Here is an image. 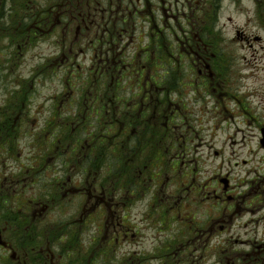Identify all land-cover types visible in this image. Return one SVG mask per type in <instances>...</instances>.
Segmentation results:
<instances>
[{"label": "flooded vegetation", "instance_id": "1", "mask_svg": "<svg viewBox=\"0 0 264 264\" xmlns=\"http://www.w3.org/2000/svg\"><path fill=\"white\" fill-rule=\"evenodd\" d=\"M123 1L24 0L25 9L20 10L17 0H0V264H57L58 245L45 243V236L49 220L61 218L57 200L67 199L60 196L65 169L82 165V176L89 175L85 165L95 148L109 158L107 192L101 196L98 189L92 193L87 187L82 207L86 197L93 199L101 207L92 208L87 221L100 214L104 222H112L102 225L97 238L103 246L99 250L91 246L85 264H264V239L260 241L254 229L255 210L236 200L249 196L252 188L233 193L229 178L214 175V181L201 182L195 168L182 165L191 148L187 137L195 131L197 108L172 98L167 105L150 99L123 105L124 121L115 122L106 105L103 136L90 140L93 133L87 130L81 138L75 136L85 98L77 95L73 83L83 71L94 77L116 18L123 33L135 0ZM195 7L200 12V34H188L183 56L194 65L198 62L202 84L218 104H233L202 108V121L213 122L207 130L220 129L224 122H263L252 110L245 80L264 73V0H197ZM50 21L54 32L74 33L70 46L59 42L46 54L45 45L40 51L36 46L44 40ZM257 53H262L259 62L255 57L254 64L249 63L247 54ZM16 61L23 76L6 80L5 73ZM107 64L105 60L103 65ZM248 69L253 74L245 75ZM119 108L115 106L113 117ZM259 130V147L264 150V124ZM237 132L244 130L238 127ZM243 138L239 141L246 142ZM64 183L73 198L84 186L91 187L89 178L73 186L68 180ZM257 200L264 201V189L263 200ZM135 205L144 209L146 225L160 233L150 238V249L125 251L117 262L113 250L122 242L141 247L146 243L145 235L129 223ZM245 209L251 213L247 219ZM81 253L79 247L74 255L70 249L65 264H78Z\"/></svg>", "mask_w": 264, "mask_h": 264}, {"label": "rangeland", "instance_id": "2", "mask_svg": "<svg viewBox=\"0 0 264 264\" xmlns=\"http://www.w3.org/2000/svg\"><path fill=\"white\" fill-rule=\"evenodd\" d=\"M17 1V7L24 10V0ZM196 1L191 0L189 3L187 0H135V5L131 8V14L128 16L129 19L123 33L120 27V19L116 18L111 23L109 33L102 46L94 77L87 71H83L81 72L82 78L73 83V86L79 89L77 95L85 98L83 115L75 136L81 138L83 131L87 130L89 134L93 133V138L90 140L97 141L100 139L104 134L106 105L109 108L107 115L113 118L115 122L116 120L124 121V118L120 116L123 105H134L141 101L147 103L150 99L155 104L167 105L172 98L179 105H190L192 108H197L198 113L195 119L198 121L195 123V131L187 137L189 140L191 139V148L189 147L187 152L188 145L184 144L182 152L184 153L186 150L187 154L182 158V165L184 166L185 163V168H195L201 182L214 181L215 176H219V179L229 178L235 187L233 193L240 192L239 190L245 187L252 188L249 196L236 200L240 206L255 210L256 216L254 218L258 222L254 229L255 231L258 229L261 241L264 239V201L257 199L263 200L264 150L259 147L261 136L259 129L264 121L261 123L252 121V124L246 125L243 118L240 117L244 125L239 121H231L229 124L224 122L223 125H220V129L207 130L208 126L212 127L213 122L209 124L203 122V116L199 111L204 107L212 110L213 105L233 104L225 102L218 104L215 95L202 84L198 74V62L194 65L190 59L183 56L188 34L192 37H198L200 34L202 23L200 22L199 8L195 7ZM123 2L121 0V3ZM125 16L123 14L120 18ZM191 23L194 25L191 26ZM51 25L52 22L50 21L46 36L41 43L37 44L36 51H40L45 45L47 47L46 54H49L53 46L59 42L70 46L74 31L63 29V31L54 32ZM261 56L262 53H257L254 57L247 54L249 63L253 64L255 57L258 58L259 62ZM105 60H108L107 65H103ZM21 66L16 61L5 73V79L12 80L22 77ZM175 67L176 69H174ZM247 71L245 75L253 74L251 69ZM245 81L250 87L247 91L250 98L252 97V110L254 109L255 114L264 120V73L262 71L257 72L255 78H249ZM107 83L102 105H98V96L103 93V86ZM162 98L168 99L164 102ZM115 106H120L117 117L112 115ZM97 116H99L98 120L95 118ZM40 121L49 127L43 119ZM192 126L194 127V122ZM238 127L242 128L244 132H237ZM243 135L245 137L243 140L246 142L239 141ZM187 138L185 137L186 141ZM237 142L241 143L237 145ZM94 145L98 146V144ZM97 149L95 148V152L89 155L85 165V168L90 170L89 175L82 176V165L77 168L67 165L65 169L60 196L67 199L57 200L56 205L60 206L58 213L61 218L49 220L45 236V243L58 245L57 264H65L70 249L74 255L76 247L82 250L80 255L82 258L77 263L85 264L90 256L91 246L95 245L97 250L103 246V241H99L97 238L102 231V225L107 226L112 222H104L100 214L87 221L91 209L101 207L100 203L95 202V200L88 201L89 198L86 197L82 207L83 191L87 187L92 193L98 189L97 194L101 196H103L104 191L107 192L109 158L106 159L102 152H96ZM87 178L91 182V187L84 186L76 198L69 195L70 190L64 183L65 180L71 182L73 186ZM239 183L242 186H237ZM245 190L243 192L246 194L247 191ZM248 198H251L254 203L247 200ZM64 202H66L65 205ZM137 207L135 205L128 214L129 223L145 235L144 241L146 243L141 247L131 243L124 246V242H122L118 250H113L117 262L124 258L123 253L125 251H141L147 249L148 246L150 249L152 246L151 243L149 245L150 238L153 239V236L157 237L160 233V229L146 225L145 219L142 217L144 209ZM81 208L83 210L80 214ZM192 213L199 215L197 211L192 210ZM243 214L247 215L245 219L251 215L247 209L243 211ZM54 215L55 210L51 219ZM111 231L112 225L109 227L110 234ZM139 255L141 254H136L137 257Z\"/></svg>", "mask_w": 264, "mask_h": 264}]
</instances>
